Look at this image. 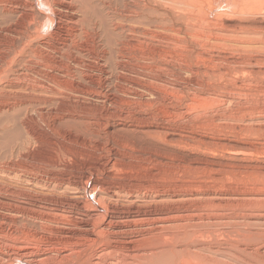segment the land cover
Segmentation results:
<instances>
[{"label":"bare ground","instance_id":"1","mask_svg":"<svg viewBox=\"0 0 264 264\" xmlns=\"http://www.w3.org/2000/svg\"><path fill=\"white\" fill-rule=\"evenodd\" d=\"M245 98L264 0H0V264H264Z\"/></svg>","mask_w":264,"mask_h":264},{"label":"rangeland","instance_id":"2","mask_svg":"<svg viewBox=\"0 0 264 264\" xmlns=\"http://www.w3.org/2000/svg\"><path fill=\"white\" fill-rule=\"evenodd\" d=\"M255 100V99H254ZM253 99H247V98H245V99H242L241 101H239V102H235V104H234V102H229V103H225V105H223L220 109L223 111V113L225 114H234L235 116H238L239 117V119L238 120H243V121H239V123H238V121H236L237 123H236V125H238V124H241V125H245V127H244V130H247L248 128H250V127H252V129L254 130V126L255 125H258L257 123H259L260 125H262L263 124V122H264V118H262L261 119V117H256L255 119H252V120H247V119H245L244 117H246V118H249V116H248V114H247V109H248V111H250L249 110V108L250 107H252V106H255V105H259L258 106V108H263L264 107V105H262V103H263V101L262 100H255L254 101ZM252 101V102H251ZM250 102V103H249ZM259 102V103H258ZM232 107V108H231ZM228 108V109H227ZM238 108V109H237ZM245 109V110H244ZM228 111V112H227ZM236 111V112H235ZM238 111V112H237ZM242 114H240V113ZM244 113V114H243ZM260 119V120H259ZM245 120V121H244ZM241 122V123H240ZM243 122V123H242ZM255 122V123H254ZM230 123H235V121H230ZM253 125V126H252ZM251 137H253V136H251ZM254 138V137H253ZM247 139H252V138H247Z\"/></svg>","mask_w":264,"mask_h":264}]
</instances>
